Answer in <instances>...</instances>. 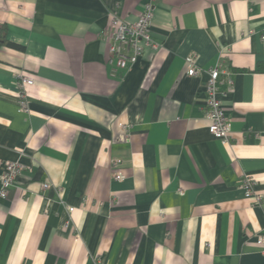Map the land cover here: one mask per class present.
I'll return each mask as SVG.
<instances>
[{"label":"crops","instance_id":"obj_1","mask_svg":"<svg viewBox=\"0 0 264 264\" xmlns=\"http://www.w3.org/2000/svg\"><path fill=\"white\" fill-rule=\"evenodd\" d=\"M148 1L0 0L22 46L0 48V189L7 161L26 166L0 196V264H264V0H155L160 47L116 67L109 12L133 22ZM217 63L228 144L209 130Z\"/></svg>","mask_w":264,"mask_h":264},{"label":"built area","instance_id":"obj_2","mask_svg":"<svg viewBox=\"0 0 264 264\" xmlns=\"http://www.w3.org/2000/svg\"><path fill=\"white\" fill-rule=\"evenodd\" d=\"M155 0H149L145 3L143 10L138 14L135 21L129 22L124 20L115 11L109 12L110 24L107 29L102 31L101 37H104L110 42V60L116 67L128 69L134 65L139 57L145 53L148 48L157 50L160 43L157 42L151 34V24L154 17ZM188 65V75L196 76L204 71L196 64V57L194 54L188 55L186 58ZM208 79L205 83L207 94V113L210 120V132L222 143L228 144L231 142L232 121L226 114L223 105V96H225L233 88V80L228 77L226 80L227 89H223L221 84L224 83L222 74H229L222 68L221 63L210 67L206 70ZM17 84L19 87V106L20 111L28 112V87L35 83L33 76L25 71H16ZM127 130L129 127L124 125ZM26 168L21 160L7 161L5 169L1 177L0 196L7 197L10 193L11 187L16 182L17 178L22 174ZM111 175L114 179L123 180L124 174L121 170L112 166ZM243 187L246 189V194L250 195L253 192V182L244 178ZM43 188L47 189L51 185L48 182L42 184ZM181 192V190H180ZM260 197H258V200ZM74 208L71 207L70 211ZM257 243L262 248L264 254V229L257 235Z\"/></svg>","mask_w":264,"mask_h":264},{"label":"trees","instance_id":"obj_3","mask_svg":"<svg viewBox=\"0 0 264 264\" xmlns=\"http://www.w3.org/2000/svg\"><path fill=\"white\" fill-rule=\"evenodd\" d=\"M3 45H7V46H11V47H15V48H22L21 45L15 43V42H12L10 41L8 38H7V32H6V28L4 26H2L0 28V48L3 46Z\"/></svg>","mask_w":264,"mask_h":264}]
</instances>
